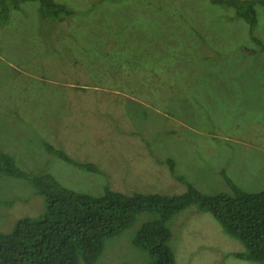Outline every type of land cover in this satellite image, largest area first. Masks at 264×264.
Here are the masks:
<instances>
[{
	"label": "rangeland",
	"instance_id": "1",
	"mask_svg": "<svg viewBox=\"0 0 264 264\" xmlns=\"http://www.w3.org/2000/svg\"><path fill=\"white\" fill-rule=\"evenodd\" d=\"M60 1L75 9L63 22L43 18L37 1L0 19V152L93 194L106 184L127 193L175 195L188 183L231 192L223 171L248 191L264 189V52H244L256 42L233 8L213 0ZM255 1L264 43V0ZM46 143L98 163L102 174L49 153ZM0 201H13L0 206L4 231L45 208L27 181L9 176L0 175ZM159 216L140 212L106 240L95 264H155L133 239ZM168 226L176 264H261L237 257L242 241L196 205Z\"/></svg>",
	"mask_w": 264,
	"mask_h": 264
},
{
	"label": "trees",
	"instance_id": "2",
	"mask_svg": "<svg viewBox=\"0 0 264 264\" xmlns=\"http://www.w3.org/2000/svg\"><path fill=\"white\" fill-rule=\"evenodd\" d=\"M27 1H37L45 19L63 22L75 13L74 8L60 0H0V19L9 21L12 12L22 10ZM213 1L233 8L236 17L249 25L256 43L254 47H242L244 52L250 55L264 52L263 41L255 35L260 21L255 0ZM198 33L196 26L195 35ZM207 44L210 46V42ZM211 49L213 55L207 58H216L218 47ZM45 147L49 153L83 171L102 174L98 163L81 161L50 143ZM167 163L175 175L174 158H168ZM223 173L231 192L203 193L188 183L186 192L175 195L127 193L106 184L102 194H93L64 185L48 170H26L13 154L2 150L0 175L27 181L35 194L45 199V208L38 216L19 218L11 231L0 229V264H95L106 240L131 227L143 211H158L160 216L143 224L134 236V244L151 251L155 264H176L168 221L191 205L212 213L229 235L242 241L245 250L237 252V257L264 264V189L248 191ZM10 204L13 201H0V206Z\"/></svg>",
	"mask_w": 264,
	"mask_h": 264
}]
</instances>
